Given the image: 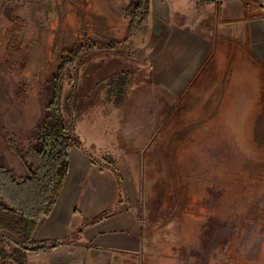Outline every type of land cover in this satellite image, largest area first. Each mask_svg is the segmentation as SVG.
I'll return each instance as SVG.
<instances>
[{
	"label": "rangeland",
	"instance_id": "rangeland-1",
	"mask_svg": "<svg viewBox=\"0 0 264 264\" xmlns=\"http://www.w3.org/2000/svg\"><path fill=\"white\" fill-rule=\"evenodd\" d=\"M69 7L0 0V164L20 178L14 149L37 137L49 83L83 44L62 30ZM88 50L66 68L61 110L89 155L136 183L143 257L119 264H264L260 62L219 41L191 80L159 85L132 51Z\"/></svg>",
	"mask_w": 264,
	"mask_h": 264
},
{
	"label": "crops",
	"instance_id": "crops-1",
	"mask_svg": "<svg viewBox=\"0 0 264 264\" xmlns=\"http://www.w3.org/2000/svg\"><path fill=\"white\" fill-rule=\"evenodd\" d=\"M60 1L70 6L62 30L80 32L85 51H132L159 85L191 80L219 41L238 45L264 67V0H149L148 15L130 39L126 14L137 0ZM139 31L147 35L139 37ZM77 140L51 214L27 244L0 242V264H119L143 257L133 177L118 164L102 167ZM106 212L105 219L90 223Z\"/></svg>",
	"mask_w": 264,
	"mask_h": 264
},
{
	"label": "trees",
	"instance_id": "trees-1",
	"mask_svg": "<svg viewBox=\"0 0 264 264\" xmlns=\"http://www.w3.org/2000/svg\"><path fill=\"white\" fill-rule=\"evenodd\" d=\"M149 12V0H137L127 10L130 28L127 39L134 36ZM116 44L100 45L102 49ZM84 45L70 49L60 62L47 92L45 115L38 125L37 137L25 151L14 149L24 161L27 175L18 177L16 171L0 164V228L11 236L12 242L27 244L51 214L69 172L72 145L65 138L66 121L61 110V93L66 68L79 60ZM106 212L91 221L96 223ZM42 249H33L38 252Z\"/></svg>",
	"mask_w": 264,
	"mask_h": 264
},
{
	"label": "built area",
	"instance_id": "built-area-1",
	"mask_svg": "<svg viewBox=\"0 0 264 264\" xmlns=\"http://www.w3.org/2000/svg\"><path fill=\"white\" fill-rule=\"evenodd\" d=\"M72 119H74V116H72ZM72 123H73V120L71 121V124L68 127H66V131L67 129L68 131L65 137L70 140V144L72 145V147H75L77 142H76V137H75V129H73ZM0 242H5V243L12 242L11 236L7 232L3 231L1 228H0Z\"/></svg>",
	"mask_w": 264,
	"mask_h": 264
}]
</instances>
